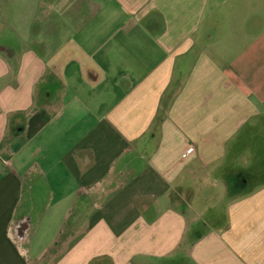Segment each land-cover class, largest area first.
<instances>
[{
	"label": "crops",
	"instance_id": "crops-1",
	"mask_svg": "<svg viewBox=\"0 0 264 264\" xmlns=\"http://www.w3.org/2000/svg\"><path fill=\"white\" fill-rule=\"evenodd\" d=\"M0 264H264V0H0Z\"/></svg>",
	"mask_w": 264,
	"mask_h": 264
}]
</instances>
